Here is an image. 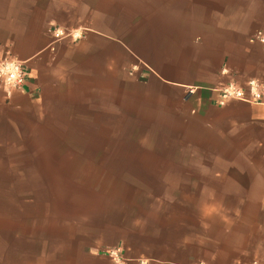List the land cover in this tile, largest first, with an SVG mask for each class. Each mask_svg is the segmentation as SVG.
<instances>
[{
    "label": "crops",
    "instance_id": "0c3cea01",
    "mask_svg": "<svg viewBox=\"0 0 264 264\" xmlns=\"http://www.w3.org/2000/svg\"><path fill=\"white\" fill-rule=\"evenodd\" d=\"M165 3L158 29H146L147 10L137 8L144 28L130 24L121 34L100 11L72 38L55 31L75 26L70 20L82 10L72 0H0V58L15 57L29 71L21 88L0 84V137L87 116L104 93L127 113L137 98L174 107L195 120V155L211 164L222 157L221 169L233 172L224 176L225 195L240 198H113L96 210L82 243L94 255L123 247L130 264H264V103L216 100L229 82H264V40L201 0ZM136 64L144 83L128 72ZM91 264L114 262L102 256Z\"/></svg>",
    "mask_w": 264,
    "mask_h": 264
},
{
    "label": "rangeland",
    "instance_id": "374dc122",
    "mask_svg": "<svg viewBox=\"0 0 264 264\" xmlns=\"http://www.w3.org/2000/svg\"><path fill=\"white\" fill-rule=\"evenodd\" d=\"M72 1L83 11L70 20L75 26L64 28L73 35L93 25L90 18L100 11L121 34L128 33L130 24L158 29L168 9L166 0ZM201 3L225 11L232 21H246L256 36H264V0ZM137 8L147 10L144 27L136 19ZM143 71L139 64L128 70L140 83L146 79ZM104 95L88 107L87 116L77 113L71 121L0 137V264L112 259L102 252L107 248L94 255L81 239L94 231L99 206L113 198H240L225 195L224 176L233 172L221 169L222 157L211 164L206 156L195 155L192 117L177 114L174 107L147 106L138 98L134 113H127L122 100ZM80 117L85 120L76 121Z\"/></svg>",
    "mask_w": 264,
    "mask_h": 264
},
{
    "label": "built area",
    "instance_id": "2783aa9c",
    "mask_svg": "<svg viewBox=\"0 0 264 264\" xmlns=\"http://www.w3.org/2000/svg\"><path fill=\"white\" fill-rule=\"evenodd\" d=\"M55 31L56 35L66 33L75 37L72 32H66L67 30L64 28L57 27ZM258 36L264 40L261 33ZM28 76L29 71L24 62L12 56L0 58V84L7 88L8 92L21 88L27 82ZM216 92V100L220 105H224L231 100L264 103V82L258 79H249L245 84L232 81L222 85ZM102 252L109 255L116 264H130L132 261L131 258L125 255L122 247L107 248ZM139 264H148V262L147 260H139Z\"/></svg>",
    "mask_w": 264,
    "mask_h": 264
},
{
    "label": "bare ground",
    "instance_id": "6f19581e",
    "mask_svg": "<svg viewBox=\"0 0 264 264\" xmlns=\"http://www.w3.org/2000/svg\"><path fill=\"white\" fill-rule=\"evenodd\" d=\"M80 33H81V32L76 31V32H75V35L78 36V35H80Z\"/></svg>",
    "mask_w": 264,
    "mask_h": 264
}]
</instances>
